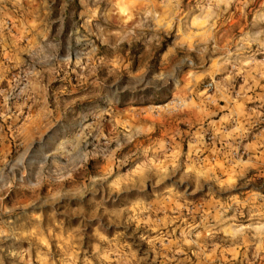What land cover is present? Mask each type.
<instances>
[{
    "label": "rangeland",
    "instance_id": "374dc122",
    "mask_svg": "<svg viewBox=\"0 0 264 264\" xmlns=\"http://www.w3.org/2000/svg\"><path fill=\"white\" fill-rule=\"evenodd\" d=\"M0 264H264V0H0Z\"/></svg>",
    "mask_w": 264,
    "mask_h": 264
},
{
    "label": "crops",
    "instance_id": "0c3cea01",
    "mask_svg": "<svg viewBox=\"0 0 264 264\" xmlns=\"http://www.w3.org/2000/svg\"><path fill=\"white\" fill-rule=\"evenodd\" d=\"M226 109H224L223 107H221V109H219V108H216V109H214L213 110V112H216V118L217 119H215V120H213L212 121V123H211V128H213L212 130H214L215 132L217 131V132H221V131H219L217 128H218V126L220 125V127L222 126V122L224 121V120H228L230 117H231V115L230 114H228L226 111H225ZM219 113H220V115H219ZM223 127V126H222ZM237 129V127L234 129V128H232V129H230L229 131L228 130H226L224 133H223V131H222V133L221 134H223V136H229L230 138H232V139H237V138H239L241 135H240V133L238 132V130H236ZM196 133H198V131H195L194 132V134H196ZM256 143H258L257 141H250V142H247L245 145H244V147H245V149H247V150H253L254 149V144H256Z\"/></svg>",
    "mask_w": 264,
    "mask_h": 264
},
{
    "label": "built area",
    "instance_id": "2783aa9c",
    "mask_svg": "<svg viewBox=\"0 0 264 264\" xmlns=\"http://www.w3.org/2000/svg\"><path fill=\"white\" fill-rule=\"evenodd\" d=\"M211 87V85H209ZM213 137L209 136L207 138L208 144L213 143L212 142ZM239 143H229V142H223V143H216L215 149H217L218 154H228L232 159L236 158H243L244 156H247L246 151L241 147V145H238Z\"/></svg>",
    "mask_w": 264,
    "mask_h": 264
},
{
    "label": "bare ground",
    "instance_id": "6f19581e",
    "mask_svg": "<svg viewBox=\"0 0 264 264\" xmlns=\"http://www.w3.org/2000/svg\"><path fill=\"white\" fill-rule=\"evenodd\" d=\"M124 12V11H123Z\"/></svg>",
    "mask_w": 264,
    "mask_h": 264
}]
</instances>
